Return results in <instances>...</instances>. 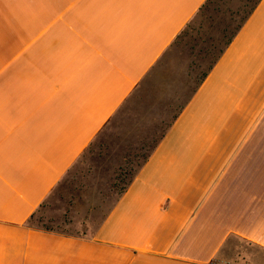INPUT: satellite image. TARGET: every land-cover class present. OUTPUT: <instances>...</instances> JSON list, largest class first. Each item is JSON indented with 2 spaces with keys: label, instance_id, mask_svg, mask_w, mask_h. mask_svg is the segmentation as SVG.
<instances>
[{
  "label": "crops",
  "instance_id": "crops-1",
  "mask_svg": "<svg viewBox=\"0 0 264 264\" xmlns=\"http://www.w3.org/2000/svg\"><path fill=\"white\" fill-rule=\"evenodd\" d=\"M209 2L0 0V264H264V0L201 55ZM116 135L99 223L35 224Z\"/></svg>",
  "mask_w": 264,
  "mask_h": 264
},
{
  "label": "rangeland",
  "instance_id": "rangeland-1",
  "mask_svg": "<svg viewBox=\"0 0 264 264\" xmlns=\"http://www.w3.org/2000/svg\"><path fill=\"white\" fill-rule=\"evenodd\" d=\"M255 1L210 0L207 4L210 11L201 14V30L197 41L194 42L195 52L201 51V55H203L204 50L220 34L219 41L221 42L218 41L215 46L218 47L241 22ZM222 29L223 31H221ZM215 51H217L216 48ZM210 57L205 58V63L200 64V72L207 67ZM116 140L117 135L107 142L104 149H97L96 146H93L95 151L73 168L72 173L61 182L56 191V202L50 204L48 208L46 207L43 214L34 220L35 224L74 233L79 231V223L82 220L90 219L93 221L92 223H99L116 197L117 190L122 185L121 179L127 177L129 169L135 168L134 166L140 160L133 156L137 152L136 150L128 151L130 158L125 161H128L127 167L130 168H124V171L120 170L118 164L116 165L119 159L111 155V147L112 144L117 145ZM111 166H114L116 173L106 175V168ZM110 177H113L114 180L109 184L105 181H109ZM107 185L113 186L114 189H105Z\"/></svg>",
  "mask_w": 264,
  "mask_h": 264
},
{
  "label": "trees",
  "instance_id": "trees-1",
  "mask_svg": "<svg viewBox=\"0 0 264 264\" xmlns=\"http://www.w3.org/2000/svg\"><path fill=\"white\" fill-rule=\"evenodd\" d=\"M259 0H256L255 3L253 4V6L249 9L248 13L243 17V19L241 20V22L236 26V29L232 31V35L229 38V41L231 40V38L233 37V35L236 33L237 29L241 26V23L245 20V18L248 16L249 12L252 10V8L257 4ZM228 41V42H229ZM227 42V43H228ZM122 190V189H121ZM120 190V191H121Z\"/></svg>",
  "mask_w": 264,
  "mask_h": 264
}]
</instances>
